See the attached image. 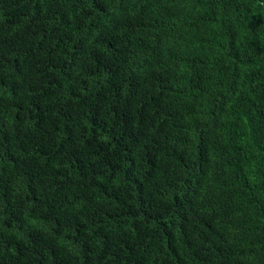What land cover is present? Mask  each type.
Returning <instances> with one entry per match:
<instances>
[{
  "label": "trees",
  "instance_id": "trees-1",
  "mask_svg": "<svg viewBox=\"0 0 264 264\" xmlns=\"http://www.w3.org/2000/svg\"><path fill=\"white\" fill-rule=\"evenodd\" d=\"M0 264H264V0H0Z\"/></svg>",
  "mask_w": 264,
  "mask_h": 264
}]
</instances>
